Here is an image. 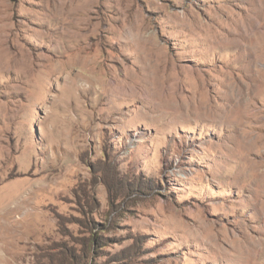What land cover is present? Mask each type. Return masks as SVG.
<instances>
[{"label":"rangeland","instance_id":"obj_1","mask_svg":"<svg viewBox=\"0 0 264 264\" xmlns=\"http://www.w3.org/2000/svg\"><path fill=\"white\" fill-rule=\"evenodd\" d=\"M256 5L0 0V264H264Z\"/></svg>","mask_w":264,"mask_h":264},{"label":"bare ground","instance_id":"obj_2","mask_svg":"<svg viewBox=\"0 0 264 264\" xmlns=\"http://www.w3.org/2000/svg\"><path fill=\"white\" fill-rule=\"evenodd\" d=\"M256 7H257V13H258V16H260V13L262 12V11H264V0H257V5H256ZM255 7V8H256ZM256 13V14H257ZM241 24V23H240ZM243 24V23H242ZM241 24V25H242ZM238 25V24H237ZM242 26H244V30L242 31V29L240 30V31H242L243 33H244V37L246 36V34H248L249 36L250 35H252V37H259L260 38V36H263L264 35V25L263 26H261L260 24H258V23H255L254 22V20H250V24L248 25H246L245 23H244V25H242ZM240 31H238V32H240ZM243 33H241L240 35H243ZM247 35V36H248ZM246 36V38H248ZM243 37V38H244ZM232 40V39H231ZM245 40V39H244ZM259 40V39H258ZM262 40H264L263 39V37H262ZM231 43V42H230ZM258 43V42H257ZM263 43H264V41H263ZM236 45V44H235ZM243 46V45H242ZM241 46V47H242ZM248 46V45H247ZM256 49V52L258 53V52H260V53H262L261 55H264V44H261V43H259L256 47H255ZM260 53L259 54H257V55H260ZM259 58L261 57V59H262V56H258ZM253 74V73H252ZM253 77L255 78V80L257 79L258 80V86H260L261 85V83L263 82L264 83V68H262V69H257V70H255V73L253 74ZM257 82V81H256ZM252 86V85H251ZM199 87V86H198ZM242 88V87H241ZM244 88V87H243ZM199 89V88H198ZM245 90V89H244ZM244 90L242 91V92H240V94H238V97H232V95L230 94V95H228V97L230 98V99H228V106H229V109L230 110H235V109H237L238 110V112L240 113V115H243V116H247V115H249L250 113H248V111H250V109H251V107H252V102H251V100H253V96H252V92H251V89L248 87V89H247V91L245 90V92H244ZM198 91V90H197ZM253 91V90H252ZM264 93V92H263ZM228 94V93H227ZM205 98V97H204ZM204 98H203V100L201 101V102H199L198 104V106H199V108H201V109H204V110H209V111H211V112H213V113H215V115H216V111H218V109L220 108V106L218 107L217 105H215V104H213V103H211L208 99L207 100H204ZM201 100V99H200ZM226 100H227V98H226ZM217 104V103H216ZM224 104V103H223ZM227 104V103H226ZM225 104V105H226ZM220 109H222V108H220ZM228 109V110H229ZM218 114H219V112H218ZM251 115H253V112L251 113ZM249 117V116H248ZM264 126V125H263ZM246 136H247V138H248V136H249V133H247L246 134ZM263 139H264V137L263 136H257V138L255 139L254 138V140H250V141H247L246 142V144H247V146L246 147H250V146H252V147H255V148H261V147H263L264 146V142H263ZM5 204V203H4ZM3 204V205H4ZM2 205V206H3ZM12 207H14V208H18V205H14V206H12ZM12 207H6L5 209H11ZM5 212V211H4ZM216 240H220V237H216ZM242 241V240H241ZM245 241V240H244ZM236 242V241H235ZM240 244H241V248L243 249V250H246V242H244L243 243V241L242 242H240ZM240 248V249H241ZM242 251V250H241ZM249 251V250H248ZM248 251H246V252H248ZM245 252V251H244Z\"/></svg>","mask_w":264,"mask_h":264},{"label":"trees","instance_id":"obj_3","mask_svg":"<svg viewBox=\"0 0 264 264\" xmlns=\"http://www.w3.org/2000/svg\"><path fill=\"white\" fill-rule=\"evenodd\" d=\"M60 218H61V219H63V217H62V216H60Z\"/></svg>","mask_w":264,"mask_h":264}]
</instances>
